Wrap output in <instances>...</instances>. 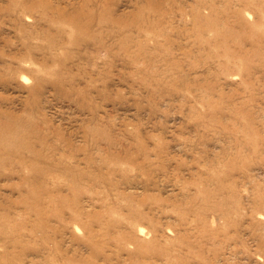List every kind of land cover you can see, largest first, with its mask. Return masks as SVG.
I'll use <instances>...</instances> for the list:
<instances>
[{
  "label": "rangeland",
  "instance_id": "1",
  "mask_svg": "<svg viewBox=\"0 0 264 264\" xmlns=\"http://www.w3.org/2000/svg\"><path fill=\"white\" fill-rule=\"evenodd\" d=\"M0 264H264V0H0Z\"/></svg>",
  "mask_w": 264,
  "mask_h": 264
}]
</instances>
